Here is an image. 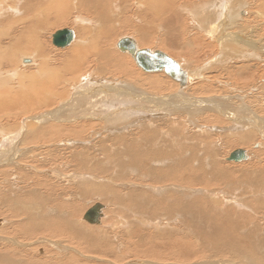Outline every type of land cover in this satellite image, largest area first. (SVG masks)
Here are the masks:
<instances>
[{
  "label": "rangeland",
  "instance_id": "obj_1",
  "mask_svg": "<svg viewBox=\"0 0 264 264\" xmlns=\"http://www.w3.org/2000/svg\"><path fill=\"white\" fill-rule=\"evenodd\" d=\"M27 1L10 0L9 7L16 3L18 12L5 18L10 27L20 19L22 27L38 22L37 45H26L22 36L14 40L5 30L0 58L16 43V63L0 59V103L7 98L22 102L33 92L32 98L25 97L31 101L35 93L43 94L40 90L55 103L11 111L0 106V157L13 151L10 159L0 161V255H12L15 264H264V0H104L106 22L92 11L74 8L59 17L47 6L56 0ZM171 6L169 13L165 9ZM164 13L179 22L172 32L164 30L163 22H152ZM1 25L6 27L7 21ZM65 28L75 32L76 41L56 48L52 35ZM210 33L211 38L206 36ZM125 36L140 42L148 38L143 48L165 52L193 72L194 79L179 92L182 96L217 103L189 104L185 110L174 95L179 88L170 85L174 80L163 71L145 73L135 61L132 67L131 56L115 49ZM96 38L103 51L122 56L130 79L112 66L90 63ZM74 48L87 63L79 75L64 66ZM19 52L32 63L21 64ZM40 70L43 77L36 74ZM150 75L161 77L148 82ZM32 79L35 85L27 91ZM49 81L55 83L51 90L42 87ZM89 82L129 84L139 95L132 109L125 102L114 104L109 117L120 118L119 130L109 131L110 122L95 116L109 98L106 93H78ZM161 97L167 101H159ZM82 100L97 107L82 105ZM175 105L181 109L176 111ZM54 110L58 117L40 122ZM36 116L39 122L31 119ZM236 149L245 150L247 161L226 160ZM135 153L154 160L133 162ZM177 165L178 178L170 174ZM97 202L104 209L101 224L94 226L82 217ZM204 213L227 232L232 227L224 218L232 220L237 249L229 247L231 238L216 241L213 221H204ZM43 222L45 229L31 235L24 227ZM88 237L99 241L96 249Z\"/></svg>",
  "mask_w": 264,
  "mask_h": 264
},
{
  "label": "bare ground",
  "instance_id": "obj_2",
  "mask_svg": "<svg viewBox=\"0 0 264 264\" xmlns=\"http://www.w3.org/2000/svg\"><path fill=\"white\" fill-rule=\"evenodd\" d=\"M30 1V0H29ZM29 1H27V3L29 4ZM33 1H36L37 2V0H33ZM168 1V0H167ZM9 2H10V0L8 1V0H0V27H2V31L0 30V41H1V37H3L4 35H5V30L7 31V36H9V33L11 34V36L13 37V39L15 40V37H20V36H22V38H24L23 39V41H24V43L27 45V42H29L30 44H32V45H37V40H36V37H35V34H36V31H37V28H36V26H39V24H38V22H35V21H28V22H26V25L25 26H23L22 27V25H23V23H24V19H20V20H16V21H14L15 23H17V25L15 26V27H10L9 26V22H10V20H9V18H5V15H9V14H11L12 12H18V9H16L17 8V4L15 3V4H13L12 5V8H10L9 7ZM160 2H162L161 0H159L158 2H157V4L158 3H160ZM31 3V2H30ZM106 2L104 1V0H56V2L54 3L53 2V4H51V3H48L47 4V6L48 7H51L52 8V10L53 11H58V12H60L61 13V16H59V17H62V15L64 14V16L66 15V14H68L69 12H73V10L75 9V10H78V11H83V12H88L89 13V11H92V13L94 14V13H96L97 15H99V17H101V19H102V21L103 22H106L107 20H106V18H105V15L107 16V13H105L104 12V6L102 5V4H105ZM166 3V2H165ZM165 3H164V5H165ZM174 3V2H173ZM172 3V4H173ZM175 5H176V3H174ZM173 4V5H174ZM36 5H38V7H39V4L38 3H36ZM163 5V6H164ZM158 7H159V5H158ZM74 8V9H73ZM172 8H173V6H171V8H169L168 10L167 9H165L167 12H171V10H172ZM34 9L33 8H29L28 9V12H32ZM153 11V10H152ZM165 11V12H166ZM5 12H9V13H6V14H3V13H5ZM147 12V11H146ZM149 13V12H148ZM147 13V14H148ZM155 13H157L156 12V9H155ZM169 13H164V15L162 14L161 16H160V14H159V18H157L156 16L153 18V21L152 22H156V23H158L159 21H161V22H163V28H164V30H171V32H172V28H173V25L175 26L176 24H179V22H177V20H175V19H173L171 16V14L169 15ZM146 14V15H147ZM242 14V13H241ZM145 15V16H146ZM57 16H58V13H57ZM172 18H170V17ZM79 16H77V18H76V21H79L78 18ZM65 18L63 17L62 19H61V21H63ZM72 19V18H71ZM82 20L84 19V18H81ZM3 21H7V26L6 27H3L1 24L3 23ZM56 21H57V19H56ZM158 21V22H157ZM87 22V21H86ZM11 23H13V22H11ZM221 23V22H220ZM86 24V23H85ZM224 23H222V25H223ZM63 25V24H62ZM65 25V24H64ZM161 25V24H160ZM222 25H221V29L219 30V33L217 34V32H215V36H216V38H217V35H219V34H222L221 33V30H222ZM103 27L105 26V25H102ZM217 26V25H216ZM218 26H220V24H219V22H218ZM19 27V28H18ZM220 28V27H219ZM104 29V28H103ZM71 30V29H70ZM216 30V29H215ZM208 31H210L209 30V28H208ZM14 32V33H13ZM168 32V31H167ZM210 32H212V31H210ZM105 33V32H104ZM206 33V32H205ZM180 34V33H179ZM178 34V35H179ZM73 35H74V40H75V32L73 31ZM102 35V34H101ZM104 35V37H102V38H107V36H105V34H103ZM102 35V36H103ZM112 35V34H111ZM169 36V35H168ZM172 36V35H171ZM207 37H209V38H211V33L210 34H207L206 35ZM110 37V36H109ZM170 37V36H169ZM220 37H221V35H220ZM77 38V37H76ZM101 38V39H102ZM132 40H134L135 41V39H133L132 37H130ZM19 39V38H18ZM94 39V38H93ZM120 39V38H119ZM118 39V40H119ZM148 39V38H147ZM147 39H141V40H143L142 42H140V41H135L136 43H137V47H138V49H147V50H149V51H151L152 53H154V52H158L157 50H151V49H148V48H143V46L144 45H146L147 44V42H146V40ZM74 40H73V42H74ZM105 40V39H104ZM103 40V41H104ZM18 41V40H17ZM76 41V40H75ZM72 42V43H73ZM100 43L99 42V40H97V38H96V41L94 42V43ZM170 42V41H169ZM195 42V41H194ZM19 43V42H18ZM71 43V44H72ZM77 43V42H76ZM96 43V47L93 49V50H91V51H93V52H91L90 51V54L91 55H89V57L91 58L92 57V60L90 61V63H93V62H97L99 65H100V67H103V66H112L113 68H115V69H113V72L114 71H117V72H120V73H122L123 75H124V77L126 78V80L127 79H130L131 77H128V76H131L129 73H127L126 72V70L125 69H122L123 68V66H122V61H123V59H122V56H113V55H111V54H109V53H106L105 51H103V49H101L100 48V46H97L98 44ZM0 44H1V42H0ZM70 44V45H71ZM101 44V43H100ZM99 44V45H100ZM168 44H170V43H168ZM177 44V43H176ZM179 44V43H178ZM69 45V46H70ZM115 45H116V43H115ZM114 45V46H115ZM142 45V46H141ZM180 45V44H179ZM174 46V45H173ZM172 46V47H173ZM177 46V45H176ZM14 48H16V43L15 44H13V46H12V48H9V47H7V48H5V52L3 51V53H2V55L1 56H3V58H4V60L7 58L9 61V63L10 62H14V64L16 63V59L13 57V49ZM93 48V47H92ZM91 48V49H92ZM169 48V47H168ZM4 49V48H3ZM77 49V48H76ZM115 49L117 50V48L115 47ZM1 50H2V46L0 45V53H1ZM84 51V50H83ZM87 50H85L84 51V54H87L88 53V51H87V53H85ZM118 51V50H117ZM121 52V51H120ZM162 52V51H161ZM11 53H12V56H11ZM82 53L83 52H81V50L79 49V50H75V48L71 51V53L68 55V58L65 60V64L67 65H64L65 67H66V69L68 68L69 70H70V74H75V75H79V74H81V73H83L82 72V68H83V66L85 65V64H87V63H85L84 62V59H85V57H82L83 55H82ZM121 53H125V54H128L127 52H121ZM163 53H165V52H163ZM23 52H19V54H18V60H19V62H21V64H24L23 63V59L24 58H28V57H26V54H24ZM166 54V53H165ZM21 55V56H20ZM88 55H87V57H88ZM128 55H130V54H128ZM167 55V54H166ZM70 56H72V57H70ZM131 56V55H130ZM129 56V57H130ZM168 57H170L169 55H167ZM88 57V58H89ZM132 57V56H131ZM128 58V61L131 63V66L132 65H134V60L132 59V58ZM2 58V59H3ZM84 58V59H83ZM87 58V59H88ZM90 58H89V60H90ZM170 58H172V57H170ZM1 59V58H0ZM1 59V60H2ZM28 59H30L31 61H30V63H32V61H33V59H31V58H28ZM173 59V58H172ZM17 60V61H18ZM86 60V59H85ZM174 60V59H173ZM5 61H7V60H5ZM127 61V62H128ZM175 61V60H174ZM87 62V61H86ZM27 64V63H26ZM177 64H178V62H177ZM11 64H9V66H10ZM95 66V65H94ZM178 66H179V69L182 71V76H183V78L185 77V79H184V82H180V80H178V79H174V78H172V77H170L168 74H166L165 73V71L164 70H162L168 77H170L172 80H174L175 82L172 84V83H170V85H172L173 87H174V89L175 88H179V90L177 91V90H174L173 92H175V91H177L176 92V94H174V95H176V97L178 96L181 100H182V103H183V108L185 107V110H187L188 108H189V104L190 105H194L195 103H198V105H199V107L202 105V103H204L203 101H205V103H206V105L208 104V105H215L217 102L216 101H213V100H201V99H197V101H195L194 102V100H191L190 98L188 99V98H185L184 96H182L179 92H183L184 90H185V88L186 87H188L189 86V83L191 82V80L192 79H194V74H193V72H189V70H187L184 66H182V65H179L178 64ZM125 67V66H124ZM133 67V66H132ZM138 67V66H137ZM64 68V67H63ZM139 68V67H138ZM133 69V68H132ZM7 71H9L8 69H7ZM138 71V70H137ZM162 71H160V72H162ZM3 72H4V70H3ZM3 72H0V75H2L3 74ZM6 72V71H5ZM145 73H149V74H151V73H154V72H145ZM36 74H40L41 75V77H43L42 76V73H41V70L39 71V72H37ZM144 74V73H143ZM197 75V74H196ZM56 76V75H55ZM54 76V77H55ZM11 77V76H10ZM31 78H34L35 79V76H34V74L33 75H31L30 76ZM75 77V76H74ZM142 77V76H141ZM147 78L146 79H148V82H149V80L150 81H155V80H157L158 78H160L161 77V75H160V77H159V75L158 76H156V75H150V76H146ZM19 78V77H18ZM25 78V77H24ZM91 78V77H90ZM34 79H32V81H30V82H28V89H27V91H29L30 89H29V85H32V86H34L35 84H33L34 83V81H36V80H34ZM0 80H1V76H0ZM34 80V81H33ZM41 80V79H40ZM17 81V80H16ZM55 81V80H54ZM91 81V80H90ZM145 81V80H144ZM48 82V81H47ZM51 81H49V83H43V86L42 87H44V88H46V87H48L47 88V90H49V88H50V86H51V84L52 83H50ZM1 83V82H0ZM31 83V84H30ZM90 84L87 86L88 88L87 89H85L84 87H83V89H82V91L81 90H78V93H83L84 95H85V93L87 92H89V94H92V97H94L93 95H97V94H100V93H102V95H103V92L104 93H106L105 95L107 96L108 95V99H107V101H105L103 104H101V105H103L102 107H101V109L99 110V112H98V114L97 115H95V116H97V117H99V118H101V120L103 119V121H106L107 123H109L110 122V125H111V127L109 128V127H107L108 128V130L109 131H111L112 129L113 130H119L118 129V124H121V121L119 120L120 118L119 117H109V113L111 114L112 112H114L115 111V109H113V106H114V104H117L118 106H120V104H122L121 102H125L126 104H127V106H129L130 108L129 109H132V100H133V102H134V100L136 99V98H138V96L139 95H137L136 93H135V90H133V88H131L130 86H129V84H127V85H123V84H121L120 86H118V87H116V86H114V85H111V84H106V86H103L102 84H96L97 86H99L97 89H94L95 88V86L96 85H94L93 84V82H89ZM145 83V82H144ZM55 84V83H54ZM54 84H52L53 85V87H54ZM117 84V83H116ZM137 84V83H136ZM160 84H162V81L161 80H159L158 82H157V85L159 86V87H162V85H160ZM1 85V84H0ZM45 85V86H44ZM47 85V86H46ZM49 85V86H48ZM119 85V84H118ZM139 85V84H138ZM181 85V86H180ZM5 86V85H4ZM141 86H142V84H141ZM41 86H39V88H40ZM41 87V89H43ZM53 87H51L50 88V90L53 88ZM152 87H155V84L153 83L152 84ZM4 88V87H3ZM34 88V90L36 89V87H32V89ZM37 88H38V86H37ZM73 88V87H72ZM7 89H9V88H7ZM6 89V90H7ZM11 89V88H10ZM32 89H31V91H32ZM22 90V89H21ZM46 90V91H47ZM71 90V89H70ZM73 90V89H72ZM200 89H194V92H198ZM10 91V90H9ZM36 91V90H35ZM38 91V90H37ZM41 91V93H43L42 95L40 94V93H35V95L37 94H39V95H41V96H39V97H37V95L35 96V97H33V98H35V99H31V101L29 100L30 98H32V96H34V95H32V94H34L33 92H30V94L29 93H26V95H24V99H20V101H22V102H15V100L13 101V100H11V99H9V98H7L8 96H10V95H5V98H7L8 99V101H4V99H2L4 102L3 103H0V106L1 107H3V109L4 110H15V109H23V108H29L30 109V107H34V106H43L45 103H46V105H52V104H54L55 102H53V103H50V102H48V100L50 99V98H45V94H44V92H42L43 90H40ZM7 92H8V90H7ZM6 92V93H7ZM11 92H14V91H11ZM48 92V91H47ZM55 93H57L58 91H54ZM75 92V91H74ZM1 93V92H0ZM5 93V94H6ZM23 93V92H22ZM32 93V94H31ZM76 93L77 92H75V95H76ZM86 93V95H88ZM2 94V93H1ZM13 94H15V92L13 93ZM29 94V95H28ZM51 94H53V92H50L49 93V95L51 96ZM173 94V93H172ZM16 95V94H15ZM32 95V96H31ZM73 94L71 93V96H72ZM81 95V94H80ZM110 95H113V96H110ZM168 95H170V94H168ZM3 96H4V93H3ZM27 96H29V99H25V97L26 98H28ZM53 96V95H52ZM65 96V95H64ZM70 96V95H69ZM68 96V97H69ZM83 96V95H82ZM106 96H105V98H106ZM141 96H142V94H141ZM2 97V96H1ZM12 99H15L16 97H14V95H12ZM37 97V98H36ZM89 97V96H88ZM87 97V98H88ZM155 97V96H154ZM156 97H158V96H156ZM155 97V98H156ZM169 98H170V96H168ZM177 97V98H178ZM155 98H153V99H155ZM172 98H174V97H172ZM1 99V98H0ZM85 99V98H84ZM88 99H90V98H88ZM6 100V99H5ZM17 100V99H16ZM23 100H25V101H23ZM105 100V99H104ZM181 100H180V102H181ZM19 101V100H18ZM78 101V100H77ZM159 101H161V102H166L167 100L163 97H161V99L159 100ZM193 101V102H192ZM65 102V101H64ZM63 102V103H64ZM66 102H67V100H66ZM179 102V103H180ZM220 102V101H219ZM77 104H78V102H77ZM76 104V105H77ZM81 104L82 105H88V106H93L94 108H96L97 106H94V105H96V104H92V103H90V102H88V101H86V100H82L81 101ZM125 104V105H126ZM63 105H65V104H62V107H63ZM67 106V105H66ZM122 106V105H121ZM126 106V107H127ZM39 107V108H40ZM186 107H187V109H186ZM197 107V106H196ZM213 107H215V106H213ZM124 109H125V107H123ZM122 108V109H123ZM133 108H134V106H133ZM60 109V108H59ZM175 109H176V111L178 110V109H181V106L180 105H175ZM120 110V109H119ZM210 110V109H209ZM68 111L69 112H71V110L70 109H68ZM84 111V110H83ZM130 112L129 110H128V108H127V110H126V112ZM54 112H56V110H54V111H50L49 112V114L48 115H44L45 117H48V118H50L49 119V121L50 120H52V119H55V118H52L54 115H55V113ZM57 112H58V110H57ZM57 112H56V114H57ZM67 111H65L64 113H66ZM78 112V111H77ZM80 112H82V111H80ZM122 112V111H121ZM124 112V111H123ZM125 112V113H126ZM17 113V112H16ZM83 113V112H82ZM87 113V112H86ZM23 114V113H22ZM61 114V113H60ZM96 114V113H95ZM118 114V113H117ZM41 115V114H40ZM197 115H199V114H197ZM11 116H13V115H11ZM42 116V115H41ZM55 116H57V115H55ZM66 117L67 116H71L70 114H66L65 115ZM95 116H94V119H95ZM108 116V117H107ZM112 116V115H111ZM114 116V115H113ZM58 117V116H57ZM96 117V118H97ZM64 119V118H63ZM65 120V119H64ZM126 124H128V123H126ZM109 125V126H110ZM54 126V125H53ZM58 127V126H57ZM82 128V127H81ZM57 129V128H56ZM122 129V128H121ZM120 129V130H121ZM59 132V131H58ZM56 134H58V133H56ZM182 138V137H181ZM115 141H116V138L114 139ZM122 139H118V141H121ZM24 141V140H23ZM5 152H8L7 154H5L4 156H1L0 157V161H5L6 159H10V157H11V155H12V152L13 151H5ZM146 156H143L142 154L140 155V154H136L135 153V156L134 155H131V160L133 161V162H135V161H142V162H145L146 160H149V159H151L150 161L151 162H153V158L152 157H148V155L146 154V153H144ZM247 161V160H246ZM229 162V161H228ZM243 162H245V161H243ZM157 163V165H160V163L161 162H156ZM212 165V164H211ZM183 165L181 164L179 167H182ZM178 165L175 167V169L170 173L172 176H175L176 178H178L179 176H180V172L178 171ZM214 169V168H213ZM212 169V166H211V171H210V176L212 177V176H214V173H212L213 170ZM200 170V169H199ZM201 173V172H200ZM222 173V172H221ZM201 176H202V174H201ZM254 176V175H253ZM255 176H257V175H255ZM197 177H199V175L197 176ZM196 177V178H197ZM251 177H252V175H251ZM258 177V176H257ZM257 177H255V179L257 178ZM258 180V179H257ZM261 181V180H260ZM192 182H194V179H192ZM263 182V181H262ZM253 183V182H252ZM257 184V183H256ZM259 185V184H258ZM261 185V184H260ZM255 186V185H254ZM261 187L262 186H260V188L259 187H256V189H260L261 190ZM253 190V189H252ZM255 190V189H254ZM12 205V204H11ZM10 205V206H11ZM102 205V204H101ZM10 208V207H9ZM103 209H104V206L102 205V208H101V213H102V211H103ZM188 209H191V207H189ZM186 211H187V209H185ZM188 212V211H187ZM20 213V212H19ZM29 214V213H28ZM205 214V219H204V221H208V220H212L213 222H211L212 223V232H213V235H215V239H216V241H218V240H221L222 238H231V239H228V245H229V247H231V248H233V247H236V249L238 248V246L240 245L239 244V239L238 240H236V239H234V237H233V234L231 233V232H235L236 231V228L234 227V225L232 224V220L227 216L226 218H224L225 219V221H227V222H225L224 220V222L225 223H227L228 225H230L231 227H232V229H231V231H229V232H227L224 228H222L221 226H219V225H222V224H217L216 223V220H214V219H212V217H209L208 215V213H207V215H206V213H204ZM31 216V215H30ZM217 217V216H216ZM34 218V217H33ZM207 219V220H206ZM221 219V218H220ZM0 222H2V221H0ZM33 222V221H32ZM57 222V221H56ZM55 222V223H56ZM221 222V221H220ZM223 222V223H224ZM35 223H29L27 226H24L25 227V229H26V231L31 235V234H33V232H35V231H37V230H39V232L41 231V229H45V227H46V225H48V224H45L44 222L43 223H38V225L37 226H35L34 225ZM51 224H53V222H51ZM100 224H101V220H100ZM99 224V225H100ZM99 225H96V226H99ZM217 225V227H215ZM2 226V225H1ZM23 227V228H24ZM22 228V229H23ZM49 230V229H48ZM229 230V229H228ZM25 231V232H26ZM42 231H44V230H42ZM36 233V232H35ZM27 234V233H26ZM235 234V233H234ZM201 235V234H200ZM213 238V237H212ZM91 243H92V246H93V248L94 249H96L95 248V246L99 243V241L97 240V239H92L91 237H88L87 238ZM207 241H209V240H207ZM223 241V240H222ZM225 241V240H224ZM216 243V242H215ZM214 243V244H215ZM222 243V242H221ZM211 244V243H210ZM224 244H225V242H224ZM223 244V245H224ZM212 245V244H211ZM222 245V246H223ZM213 246V245H212ZM14 261H16V260H14L13 259V257H12V255H8V254H4V255H0V264H15L14 263ZM17 262V261H16ZM22 263H27V262H22ZM21 264V263H20ZM35 264V263H34Z\"/></svg>",
  "mask_w": 264,
  "mask_h": 264
},
{
  "label": "water",
  "instance_id": "obj_3",
  "mask_svg": "<svg viewBox=\"0 0 264 264\" xmlns=\"http://www.w3.org/2000/svg\"><path fill=\"white\" fill-rule=\"evenodd\" d=\"M242 15H245V13L242 12ZM73 40V31L67 28L58 30L52 35V44L59 49L68 47L73 42ZM116 48L121 52H127L128 54H130L133 57L136 65L143 72H160L164 70L165 73L170 77L180 80L181 83L184 82L185 77L183 78L182 71L179 69L177 62L168 57L165 53L161 51L152 53L147 49H138L137 43L130 37L126 36L121 37L116 41ZM22 61L24 64H26L30 63L31 60L28 58H24ZM56 112H54L55 115H57ZM45 114L48 115L49 112ZM55 115L52 118H55ZM37 117L39 116L32 117L31 119L36 122H39V120H41V123L49 121L48 117L40 118L39 120L37 119ZM70 144H72V142L66 145ZM226 160L229 162L240 163L247 160V155L245 150L236 149L228 155ZM101 208L102 205L100 203H95L84 212L82 220L90 225H99L100 220L103 217Z\"/></svg>",
  "mask_w": 264,
  "mask_h": 264
}]
</instances>
